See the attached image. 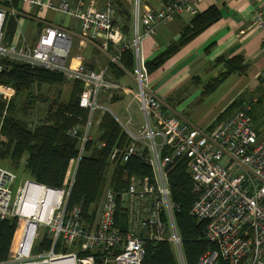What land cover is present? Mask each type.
<instances>
[{"label": "built area", "instance_id": "2783aa9c", "mask_svg": "<svg viewBox=\"0 0 264 264\" xmlns=\"http://www.w3.org/2000/svg\"><path fill=\"white\" fill-rule=\"evenodd\" d=\"M15 1L45 5L41 0H0V72L1 59L5 57L60 73L67 80L81 84L79 106L90 110L99 107L97 99L102 93L123 89L129 92L132 100L140 103L143 123L133 129L128 124H120L128 134L129 142L122 149H113L110 163L126 162L132 156H140L151 167L152 176H132L127 188L119 194L107 185L99 218L90 227L82 222L81 205L67 208L73 179L66 177L62 188L41 186L54 192L53 203L48 218L36 223L34 234L36 237L38 227L43 224L51 247L33 256L31 261L22 262L25 258L18 261L21 258L17 255L14 262L144 264L147 244L168 242L177 264H186L168 179L169 167L174 160L183 159L195 195L190 214L205 222L204 236L213 244L197 264H220V261L224 264H264V135L254 128L250 115L257 100L240 104L226 119L209 129L195 127L168 113L164 100L152 89L145 63L138 53L143 38L151 37L158 26L171 22L180 14H196L200 0H170L158 10L149 6L141 8L140 0H136L134 32L129 42L115 23L116 7L112 0H107L102 7L86 0L76 3L61 0L57 9L69 18L80 20L82 35L97 38L101 49L109 53L111 63L120 64L124 49L134 51L135 90L109 80L106 69L95 71L82 64L68 63L71 34L63 27L49 26L35 45L18 46L6 42L3 31L7 16L15 15L12 7ZM251 26L264 28L262 11L255 12ZM260 76L264 83V68ZM0 93L9 99L14 89L0 84ZM74 130L80 131L79 127ZM0 139L5 140V137ZM80 139L83 145L80 151L83 152L85 143L93 138L88 134ZM16 178L12 170L0 164V222L9 216L24 217L21 207L29 182L17 189L13 199L11 185ZM120 207L125 213L123 228L118 215ZM20 241L17 250L22 244ZM31 251L32 246L29 255ZM79 252L86 254L80 256Z\"/></svg>", "mask_w": 264, "mask_h": 264}, {"label": "trees", "instance_id": "16d2710c", "mask_svg": "<svg viewBox=\"0 0 264 264\" xmlns=\"http://www.w3.org/2000/svg\"><path fill=\"white\" fill-rule=\"evenodd\" d=\"M220 17L221 12L216 7L196 15L182 30L176 42L145 62L147 73L150 75L162 67L183 45ZM7 24L5 32L7 38H10L14 34L15 21L11 18ZM216 62L222 64L223 68L217 77L204 86L203 95L213 93L231 75L242 74L246 69L244 58L239 55L220 57ZM119 63L109 64L114 77L120 78L125 72H133L135 56L131 48L122 51ZM1 64L0 84L13 88L14 94L7 99L6 95L0 93V132L5 137V140H0V161L8 160L13 168L18 169L25 159L24 170L31 180L49 188H62L71 161L79 158L67 208L70 210L81 205V219L85 225L90 227L96 222L107 185L119 194L127 188L132 176H152L151 167L140 156H132L126 162L110 163L113 149L124 148L129 142V136L109 111L104 113L98 124L97 138L88 141L80 155V139L72 135L71 130L86 124L89 117V111L79 106L81 84L73 82L68 100H62L60 93L49 100L46 96L40 97L38 90L45 86L64 84L67 79L62 74L5 57L1 59ZM38 100L47 103L45 115L36 121L33 118L29 120ZM233 104L226 109L229 110ZM251 115L253 118L256 116L254 111ZM168 179L186 264H197L200 257L213 248V244L204 236L205 222L198 221L190 214L195 195L193 181L183 159L174 160L169 167ZM119 209L118 215L122 221L120 227L123 228L125 213L121 207ZM19 220L18 216H10L0 222V262L10 260L12 252L17 251L21 236ZM50 247L51 239L45 234L37 248L38 253ZM84 254L79 252L80 256ZM144 264H177L171 244H147ZM220 264L224 263L220 261Z\"/></svg>", "mask_w": 264, "mask_h": 264}, {"label": "crops", "instance_id": "0c3cea01", "mask_svg": "<svg viewBox=\"0 0 264 264\" xmlns=\"http://www.w3.org/2000/svg\"><path fill=\"white\" fill-rule=\"evenodd\" d=\"M41 1L45 5H30L20 1L13 3L12 7L15 15H8L6 24L7 20L12 18L15 21V29L13 36L7 38L6 42L18 46L24 44L35 45L41 34L49 26L63 27L69 30L71 34L70 51L67 57L68 63L72 62L73 66L82 64L95 71L106 69L107 77H113L116 82L123 85L132 84V81H135L133 74L130 72H125L120 78L114 77L109 68L111 63L109 54H106L101 49V44L97 38L84 37L82 35L80 20L69 18L65 13L57 9L61 0ZM68 1L77 2V0ZM106 1L86 0L87 3L97 2L100 7ZM112 1L114 6L116 5L115 23L121 28L126 42H129L134 32L133 9L136 0ZM168 1L170 0H140V5L141 8L149 6L153 10H158ZM211 7H216L220 10V19L183 45L162 67L148 76L152 89L155 90L158 97L163 99L168 96L170 89L181 88L192 81L195 82V85L201 84L202 74L209 73L213 75L216 69L220 72L223 65L216 62L218 58H231L239 55L243 56L246 69L242 74L233 75H239L240 78L253 82L252 85H254L253 88L256 90V95L252 97L257 102L252 107V112L254 111L256 115L259 114L261 116V114H264V83L260 76L264 68V28L251 26V22L256 11H262L264 14V0H200L196 14H180L171 22L158 26L156 33L151 37L143 38L138 46L140 59L145 63L166 49L170 44L176 42L182 30L190 24L196 15L207 11ZM127 18H129V21ZM167 85H169L168 89L162 91L163 87ZM201 95H203L202 92ZM118 98L120 99L105 100V104L108 103L112 106L107 105L108 111L112 113L119 124H122V122L130 124L131 128L140 126L143 123V115L139 101L132 100L130 93L127 91L122 92ZM231 104H227L226 108ZM261 106L263 108H260ZM167 111L170 113L172 110L167 107ZM173 113L195 127L210 128V125L200 127L191 123L188 117L177 113L175 110H173ZM226 118L212 124L215 125ZM73 166L75 169L76 163Z\"/></svg>", "mask_w": 264, "mask_h": 264}, {"label": "rangeland", "instance_id": "374dc122", "mask_svg": "<svg viewBox=\"0 0 264 264\" xmlns=\"http://www.w3.org/2000/svg\"><path fill=\"white\" fill-rule=\"evenodd\" d=\"M4 36H5V40H7V36H6L5 31H3V37ZM105 53L109 54L108 52H105ZM105 64H104V66H105ZM213 69H215V68H213ZM218 71L219 70L216 69L213 72L214 73L213 75L209 74V73L202 74L203 76H202V83L201 84L198 83L195 85V82L192 81L189 84H187L186 86H183L181 88L170 89L168 91L169 93L167 94L168 96L163 98L165 101V104L168 105L167 106L168 109L172 110L170 112V114L175 115L173 113V110H175L177 113L182 114L185 117H188L189 120L191 121V123L197 124L200 127H204V126L212 125V123L218 121V119H223V118L228 117L240 104L253 100L252 96L256 95L255 94L256 90H254V88H253L254 85H252L253 82H249V80H246L244 78H240L239 75H231L213 93L201 95V92L204 90L203 86L208 81H210L212 78L216 77L219 74ZM108 79L116 81V80H114L115 78H113V77L108 76ZM123 86H126V87L128 86V88L130 90L137 89V85H136L135 81H132V84L129 83L128 85H123ZM72 87H73V81L67 80V81H65L64 84H61V85H56L53 87L45 86L41 90H38V94H39V96L43 95V97L46 96L49 100H53L60 93L61 99L66 101V100H68V98L70 96ZM168 87H169V85L164 86L162 91L167 90ZM124 91L125 90L123 89L121 91V93ZM121 93H119V92H106V93L100 94L101 95V96L99 95L100 98L98 96V99H97V103H98L99 107L95 108L94 110L86 109L89 111V117H88L86 124L76 126V127H79V130H80L79 132L74 130V128H76V127H74L73 130H71L72 135L78 136L79 139L82 138L83 135H84V137L88 136V134L93 139L97 138L98 133H99V129H98L97 124H99L98 122H100L104 113L109 110L107 105L112 107L108 103L105 104V100H107V101L111 100L112 101L114 97L118 98V96H120ZM39 99H41V98H39ZM232 102H234L233 106L229 110H227L226 105L229 103L231 104ZM235 106H237V107H235ZM253 106H254V104H253ZM260 108H263V106H261ZM46 109H47V103L42 102L41 100H38L36 102V105L34 107V110L31 114V117L29 118V120H32V118H33V120L36 121L38 119V117L39 118L44 117ZM251 113H252V110L250 112V115H251ZM263 116H264V114H261V116L256 115L253 118L254 128L261 135H264V121H263L264 117ZM181 120H183V119H181ZM183 121H185V120H183ZM122 124H126V123L122 122ZM128 125L130 126V124H128ZM74 131H76V133L73 134ZM2 137H4V136H2V133H1L0 138H2ZM0 140H2V139H0ZM82 146H83L82 141L80 139V147L82 148ZM83 149H84V147H83ZM82 153L83 152L80 151V155ZM78 161H79V158L73 159L71 161V164L69 166V170L66 174V177L68 180L69 179L74 180ZM74 163H76L75 169L73 166ZM0 164L6 168L12 170L16 174L17 178L14 181V183L11 185V190H12L11 196L14 199L17 195V189L20 186H23L28 180H31L29 178V175L24 170L25 159L21 161L18 169L13 168L11 163L8 160H2V161H0ZM101 203H102V200H101ZM101 203H100V206L98 208L96 221L99 218V213L101 210ZM19 219H20L19 220V226H20V232H21V236H20V239H21L22 233H23V230H24L25 224H26V218L20 216ZM45 234H47L49 236V234L47 232V228L43 224H41V226L38 227L37 235L34 238L33 245H32V251H31L29 257H26L25 259L23 258L24 261H22L23 260L22 258H21V260H19L16 258L17 252L14 251L11 254L10 261L7 262L6 264H12V263L16 264V262H14V261H16V259L18 261H22V262L31 261L30 260L31 258L33 260L34 259L33 256L39 255L37 248H38L41 240L44 238Z\"/></svg>", "mask_w": 264, "mask_h": 264}, {"label": "bare ground", "instance_id": "6f19581e", "mask_svg": "<svg viewBox=\"0 0 264 264\" xmlns=\"http://www.w3.org/2000/svg\"><path fill=\"white\" fill-rule=\"evenodd\" d=\"M53 191L41 187L35 183L29 182L26 188L25 197L21 207V214L26 218L27 225L24 234L21 237V245L17 250V255L20 258L29 256V250L33 244L35 234L34 229L37 222L45 221L51 212V204ZM29 219V220H28ZM35 264H51L49 261H44ZM54 264H72L70 261L63 263L61 261Z\"/></svg>", "mask_w": 264, "mask_h": 264}, {"label": "water", "instance_id": "95a60500", "mask_svg": "<svg viewBox=\"0 0 264 264\" xmlns=\"http://www.w3.org/2000/svg\"><path fill=\"white\" fill-rule=\"evenodd\" d=\"M28 182H33V183H35V184H37V185H39V186H44V185H42V184H39V183H37V182H35L34 180H28ZM45 187H47V186H45ZM47 188H49V187H47Z\"/></svg>", "mask_w": 264, "mask_h": 264}]
</instances>
